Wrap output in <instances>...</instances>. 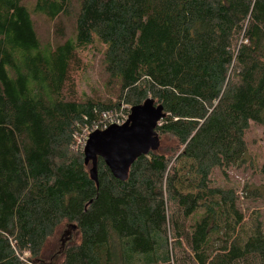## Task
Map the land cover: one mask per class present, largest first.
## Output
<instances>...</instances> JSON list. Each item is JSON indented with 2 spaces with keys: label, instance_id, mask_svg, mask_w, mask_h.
Masks as SVG:
<instances>
[{
  "label": "trees",
  "instance_id": "1",
  "mask_svg": "<svg viewBox=\"0 0 264 264\" xmlns=\"http://www.w3.org/2000/svg\"><path fill=\"white\" fill-rule=\"evenodd\" d=\"M33 13L53 23V42L23 0H0V264H264L262 227L242 239L236 193L212 179L246 163L250 124L264 144V0H35ZM95 43L106 99L75 92ZM147 99L163 108L159 149L124 182L98 158L96 185L75 136ZM258 174L244 192L264 207V163ZM63 227L72 240L49 254Z\"/></svg>",
  "mask_w": 264,
  "mask_h": 264
},
{
  "label": "rangeland",
  "instance_id": "2",
  "mask_svg": "<svg viewBox=\"0 0 264 264\" xmlns=\"http://www.w3.org/2000/svg\"><path fill=\"white\" fill-rule=\"evenodd\" d=\"M24 4L31 13L32 20L36 28V32L40 39L44 42L54 41V28L53 23L48 19L38 16L33 13V7L35 0H23ZM65 26V31L68 33L73 30L74 22L69 18L61 19ZM104 52V47L99 43H95L94 47L80 55L81 65L80 70L74 76L76 82L75 92L77 96L85 95L92 97H100L102 99L110 98L114 95L115 90L107 85V76L103 71V60L102 55ZM122 110V108H121ZM125 118L121 114L116 116L108 117L109 124L112 123L114 118ZM123 120V119H122ZM98 130V129H95ZM91 133V132H90ZM262 129L254 124H250L248 131L245 134V141L247 146V159L246 163L239 168H231L226 170L225 173L220 171H214L212 174V179L217 187L224 189H231L235 191L238 198V210L242 214L244 221L237 227V233L242 239H246L252 235L253 230L260 225L262 231L264 232V207L260 205V202L250 198V194L244 192V188L248 190L253 189V187H258L260 180L258 174V168L262 163H264V144L261 141ZM89 133L82 131L81 134L75 136L74 138V149L83 150L85 136ZM171 144L166 142L163 145L164 150L171 153ZM189 164L186 162L179 163V184L178 189L183 194L190 192L193 187V174H191ZM183 222L184 226L188 225L189 220L179 221V224ZM171 231V227H170ZM73 237V231L63 227L51 240L47 246V252L49 254L58 251L59 248H64L67 246ZM169 244L172 248V254L180 251L178 247L174 245V240L172 235L169 237ZM176 249L173 251V248ZM182 252H178L181 255Z\"/></svg>",
  "mask_w": 264,
  "mask_h": 264
},
{
  "label": "water",
  "instance_id": "3",
  "mask_svg": "<svg viewBox=\"0 0 264 264\" xmlns=\"http://www.w3.org/2000/svg\"><path fill=\"white\" fill-rule=\"evenodd\" d=\"M163 118L162 106L147 99L141 105L130 108L128 117L121 125L112 124L89 133L83 147V157L85 166H91L90 180L97 185L99 158L114 179L124 182L138 158L159 149L156 128Z\"/></svg>",
  "mask_w": 264,
  "mask_h": 264
},
{
  "label": "built area",
  "instance_id": "4",
  "mask_svg": "<svg viewBox=\"0 0 264 264\" xmlns=\"http://www.w3.org/2000/svg\"><path fill=\"white\" fill-rule=\"evenodd\" d=\"M117 125H120V124H117ZM105 129V128H104ZM88 135L85 136V139H84V144H85V141L87 139ZM84 147V146H83Z\"/></svg>",
  "mask_w": 264,
  "mask_h": 264
}]
</instances>
